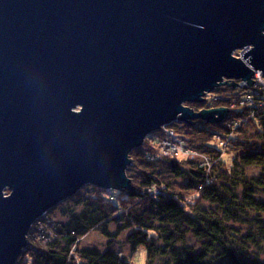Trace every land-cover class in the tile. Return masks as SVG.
Here are the masks:
<instances>
[{
    "label": "water",
    "instance_id": "1",
    "mask_svg": "<svg viewBox=\"0 0 264 264\" xmlns=\"http://www.w3.org/2000/svg\"><path fill=\"white\" fill-rule=\"evenodd\" d=\"M255 70L264 0H0V264L83 185L131 189L150 133L221 121L227 108L183 103L248 89Z\"/></svg>",
    "mask_w": 264,
    "mask_h": 264
},
{
    "label": "trees",
    "instance_id": "2",
    "mask_svg": "<svg viewBox=\"0 0 264 264\" xmlns=\"http://www.w3.org/2000/svg\"><path fill=\"white\" fill-rule=\"evenodd\" d=\"M229 85L236 92L217 95L210 107L234 101L236 117L232 125L235 132L223 124L211 126V131L201 130L199 123L184 126L191 132L212 135L216 131L222 136L224 133L231 135L226 149L230 154L228 165L220 157L219 149L208 141L200 143L193 148L209 160L211 167L209 170L207 167L206 172L205 167L193 159L186 160L184 163L189 166L187 181L177 183L158 168V163H162L173 177L182 174L180 161L158 157L154 146L162 135L157 131L150 138L157 143L145 144L144 149L130 154L126 174L131 189L108 191L93 187L90 195L72 197L70 220L59 228L60 237L40 247L28 241L16 264H130L110 244L103 251L79 246V240L96 228L110 239L126 233L131 248H143L147 264H153L156 258L163 259L160 264H194L193 252L176 247L187 234H192L203 245L197 253L199 260L217 255L227 264H264L259 257H253L248 247L264 242V200L255 197L258 192L264 193V175L251 178L242 171L251 167L264 168V88L255 86L244 91L238 88L237 82H229ZM207 105L193 107L199 110ZM171 127L174 126L171 124ZM238 188L240 195L235 192ZM202 202L209 207H201ZM216 204L224 205L232 217L254 213L258 217L255 230L243 235L230 233L229 242L226 230L231 227L222 224L221 216L212 214L215 212L210 207ZM109 224L115 226L113 233L108 231ZM212 251L218 254L208 256Z\"/></svg>",
    "mask_w": 264,
    "mask_h": 264
},
{
    "label": "rangeland",
    "instance_id": "3",
    "mask_svg": "<svg viewBox=\"0 0 264 264\" xmlns=\"http://www.w3.org/2000/svg\"><path fill=\"white\" fill-rule=\"evenodd\" d=\"M244 49H237L232 52V56L237 57V58H242L241 55L243 53ZM247 64V63H246ZM248 65V64H247ZM249 66V65H248ZM251 68V66H249ZM252 80L254 81L252 85L248 89H242L238 87L241 90L247 91L252 87H260L264 88V74H262V71H254V74L252 76ZM239 82V80L237 81ZM228 83V82H227ZM230 85H222L220 87L215 88L211 93H207L204 96V99L202 103H199V105L204 106L207 105L206 108H201L199 110L195 111H200L202 109H211V108H219V107H224L227 108L228 111L226 112L225 117L219 121V122H205L207 120L205 119H195L192 120V124L190 123H183L182 127H178L179 122H173L171 123L174 127L177 125L175 128L170 126L168 127L167 125L164 126L163 129L157 130L162 135L160 140L164 137L166 140V143H160V140L158 144H155V150L156 153H158V157H169L176 159L181 162V168H182V174L179 177H173L171 173L167 171L165 168V165H162V163H158V168L162 170V172L172 178V180L176 181L177 183H185L187 180V175L189 172V166L185 165V161L189 159H193L194 162L198 163L199 166H203L206 169L207 172V167L208 170L211 167L208 163V159L204 158L202 155L198 154V152L193 148L195 146H199L200 143H208L214 147L220 150V157L224 160L225 164L228 165L229 157L230 154L226 153L227 149V144L230 141L231 135L225 134L224 136L218 134L216 131L214 134L210 135L208 133L202 132H191L188 129H185V125H193L194 123H199V126L201 127L200 129L204 131H211V126H216L218 124H223L225 127L232 129V131L235 132V129L233 128L232 125V119L235 118V113L233 109L235 108V102L234 101H229L226 102L228 103L227 105L224 106H217V107H210L213 106L214 99L216 98L217 95H223V93L229 94L231 92H236L234 89L229 87ZM227 89V90H225ZM225 91V92H224ZM230 91V92H229ZM184 106H189L191 109L194 110V105H198L197 103H183ZM231 121V122H230ZM202 123V124H200ZM229 126V127H228ZM172 128V129H171ZM188 130V131H187ZM157 131L153 132L156 133ZM175 132V133H174ZM151 133L147 135L142 144L138 147L133 149L130 154L133 151L140 150L141 148H145V144H151V143H157L151 141L150 138L155 136L154 134ZM175 134V135H174ZM159 135V136H160ZM195 139V140H193ZM208 141V142H207ZM198 143V144H197ZM129 154V158H130ZM215 163V162H214ZM213 166V165H212ZM223 167V166H221ZM220 169V167L218 166ZM135 170V169H134ZM243 173L247 175L248 177L251 178H256L259 176L264 175V168L263 167H251V168H244L242 169ZM134 174V172H132ZM135 175V174H134ZM136 176V175H135ZM208 177V176H207ZM209 183V182H208ZM95 187L90 184L83 185L74 195L71 197L67 198L66 200L61 201L58 203L56 206L50 208L47 210L42 216L38 217L32 224L29 229V232L27 234V244L28 241L30 243L36 245V247L44 246L45 244H48L50 241H53L54 239L60 237V230L59 228L62 226V224L69 222L70 220L69 215L72 213V201L71 198L74 196H79L81 195L82 197L85 195H90L91 189ZM132 187V186H131ZM204 187V186H203ZM99 188V187H98ZM102 189V188H100ZM108 191H116V190H110V189H104ZM123 190H129V189H123ZM122 191V190H120ZM238 195H240L241 190L238 188L235 191ZM9 191L6 189L4 191V194H8ZM255 197L257 199L264 200V193L258 192L255 194ZM71 205V206H70ZM201 207L208 208L209 204L202 202ZM211 211H214L215 215L221 216L222 219V224L228 225L231 228L226 230V235H227V240L231 239L230 236H228L230 233L238 234V235H243L247 233H252L255 227V224H257V216L254 215L252 212H245V213H239L238 216H230L224 208V205H219L216 204V206L211 205ZM208 212H211L210 210H206ZM263 218V217H261ZM108 231L113 233L115 231V226L114 224H109L108 225ZM237 236V235H236ZM110 240V241H109ZM230 242V241H229ZM160 242L158 241L157 244ZM111 245L113 250L119 252L124 258H126L130 264H147L146 262V253L144 252L142 247H133L129 245V243L126 241V233H121L117 235L116 237L113 238H108L104 236L99 229H94L91 230L89 233L85 234L81 240H79V246L80 247H95L99 249L100 251H103L107 245ZM27 246V245H26ZM25 246V247H26ZM24 247V248H25ZM176 247L179 249H183L184 247L186 248L187 252L191 253L193 252V263L194 264H227L224 261L222 262L219 260V256L214 255L212 257H205L203 260H199L197 257V253L203 248V245L197 240L195 237L192 236V234H187L185 237V240L182 242H178L176 244ZM249 250L252 252L253 257H259L264 262V242L262 243H257L256 245L250 244ZM23 248V249H24ZM22 249V250H23ZM208 256L212 254H218L217 252L212 251L211 254L207 253ZM20 256V255H19ZM204 256H201L200 258H203ZM170 263H174L173 260L169 259ZM17 262V261H16ZM163 262V259L161 258H156L153 261V264H160ZM16 264V263H15ZM182 264V263H180Z\"/></svg>",
    "mask_w": 264,
    "mask_h": 264
},
{
    "label": "bare ground",
    "instance_id": "4",
    "mask_svg": "<svg viewBox=\"0 0 264 264\" xmlns=\"http://www.w3.org/2000/svg\"><path fill=\"white\" fill-rule=\"evenodd\" d=\"M171 124V123H170ZM170 124H168L167 126L169 127L170 126ZM182 125H183V123H178V127H182ZM164 128V126H162V128L161 129H163ZM157 131V130H156ZM155 132V131H154ZM153 133V132H152ZM151 133V134H152ZM175 133V132H174ZM175 135V134H174ZM160 143H166V140H165V138L163 137L161 140H160Z\"/></svg>",
    "mask_w": 264,
    "mask_h": 264
}]
</instances>
